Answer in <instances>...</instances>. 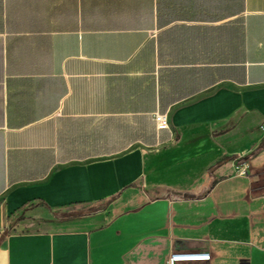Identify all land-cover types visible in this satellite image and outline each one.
Masks as SVG:
<instances>
[{
    "label": "crops",
    "instance_id": "0c3cea01",
    "mask_svg": "<svg viewBox=\"0 0 264 264\" xmlns=\"http://www.w3.org/2000/svg\"><path fill=\"white\" fill-rule=\"evenodd\" d=\"M177 250L264 264V0H0V264Z\"/></svg>",
    "mask_w": 264,
    "mask_h": 264
},
{
    "label": "built area",
    "instance_id": "2783aa9c",
    "mask_svg": "<svg viewBox=\"0 0 264 264\" xmlns=\"http://www.w3.org/2000/svg\"><path fill=\"white\" fill-rule=\"evenodd\" d=\"M157 129H166L169 126V119L166 113L155 112L152 116ZM245 165L242 164L240 172H244ZM211 254L204 250H177L171 252L165 264H208Z\"/></svg>",
    "mask_w": 264,
    "mask_h": 264
},
{
    "label": "rangeland",
    "instance_id": "374dc122",
    "mask_svg": "<svg viewBox=\"0 0 264 264\" xmlns=\"http://www.w3.org/2000/svg\"><path fill=\"white\" fill-rule=\"evenodd\" d=\"M253 122L249 123V124H252ZM258 125V124H257ZM239 129L238 127H236L232 132H237ZM240 136V135H239Z\"/></svg>",
    "mask_w": 264,
    "mask_h": 264
}]
</instances>
